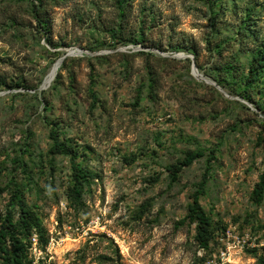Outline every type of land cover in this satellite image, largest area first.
I'll return each instance as SVG.
<instances>
[{
  "label": "rangeland",
  "instance_id": "374dc122",
  "mask_svg": "<svg viewBox=\"0 0 264 264\" xmlns=\"http://www.w3.org/2000/svg\"><path fill=\"white\" fill-rule=\"evenodd\" d=\"M259 51L264 0H0V226L18 185L49 239L33 264H263ZM198 188L207 248L187 220Z\"/></svg>",
  "mask_w": 264,
  "mask_h": 264
},
{
  "label": "trees",
  "instance_id": "16d2710c",
  "mask_svg": "<svg viewBox=\"0 0 264 264\" xmlns=\"http://www.w3.org/2000/svg\"><path fill=\"white\" fill-rule=\"evenodd\" d=\"M38 1L41 4L42 0ZM42 27L46 29L44 25H42ZM262 68H264V51H259L254 56L249 67L247 80L249 79L250 82H253L255 76ZM34 89L36 88L32 90ZM51 136L54 143V148L52 149L54 154H65L70 156L73 160L77 158V152L71 145L59 142L54 131L51 132ZM201 157H203V152H189L183 161L171 167L173 177L175 178L183 167L192 165L195 160ZM73 170L75 184L70 191V196L72 200L79 201L82 194V185L84 182L88 181L90 173L84 171L80 165L75 163L73 165ZM206 182V180L202 182L201 188L204 187ZM201 188H198L193 194L192 203L188 207L187 220L195 225L196 240L200 247L207 248L212 240L213 220L206 214L200 204L202 195ZM263 193L264 176L256 184L254 189V198L256 202H261ZM10 207L11 209L6 213L3 223L0 226V264H33L32 260L29 259V253L32 248V237L37 235V243L41 245L42 248H45L49 242L46 230L38 215L26 204L23 191L18 185H15ZM44 264L53 263L45 262Z\"/></svg>",
  "mask_w": 264,
  "mask_h": 264
},
{
  "label": "bare ground",
  "instance_id": "6f19581e",
  "mask_svg": "<svg viewBox=\"0 0 264 264\" xmlns=\"http://www.w3.org/2000/svg\"><path fill=\"white\" fill-rule=\"evenodd\" d=\"M62 64L59 60H57L54 65L51 67V69L49 70L44 82L46 85L48 84H52V82L55 80L59 69L61 68Z\"/></svg>",
  "mask_w": 264,
  "mask_h": 264
},
{
  "label": "water",
  "instance_id": "95a60500",
  "mask_svg": "<svg viewBox=\"0 0 264 264\" xmlns=\"http://www.w3.org/2000/svg\"><path fill=\"white\" fill-rule=\"evenodd\" d=\"M80 52H77L75 50H69L61 59H59V61L61 62V64L63 63V61L69 57V56H74V55H78ZM194 74L197 75L196 69L194 68ZM51 84L46 85L45 82H43V84L40 87V90L43 91L47 88L50 87Z\"/></svg>",
  "mask_w": 264,
  "mask_h": 264
},
{
  "label": "built area",
  "instance_id": "2783aa9c",
  "mask_svg": "<svg viewBox=\"0 0 264 264\" xmlns=\"http://www.w3.org/2000/svg\"><path fill=\"white\" fill-rule=\"evenodd\" d=\"M34 241L36 242L37 240H36V239H34Z\"/></svg>",
  "mask_w": 264,
  "mask_h": 264
}]
</instances>
